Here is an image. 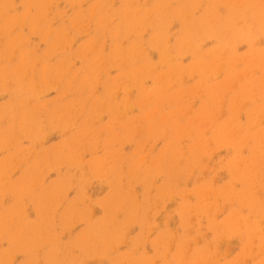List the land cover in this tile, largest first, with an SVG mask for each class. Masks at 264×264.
<instances>
[{"label": "rangeland", "instance_id": "374dc122", "mask_svg": "<svg viewBox=\"0 0 264 264\" xmlns=\"http://www.w3.org/2000/svg\"><path fill=\"white\" fill-rule=\"evenodd\" d=\"M37 3L0 0V264H264V0Z\"/></svg>", "mask_w": 264, "mask_h": 264}, {"label": "bare ground", "instance_id": "6f19581e", "mask_svg": "<svg viewBox=\"0 0 264 264\" xmlns=\"http://www.w3.org/2000/svg\"><path fill=\"white\" fill-rule=\"evenodd\" d=\"M40 1V2H39ZM42 3V0H38V3L37 4H41ZM134 26V25H133ZM158 40V39H157ZM188 40V39H187ZM197 48V47H196ZM134 50V49H133ZM194 50V49H193ZM194 52V51H193ZM167 55V54H166ZM212 61V60H211ZM5 79V78H4Z\"/></svg>", "mask_w": 264, "mask_h": 264}]
</instances>
